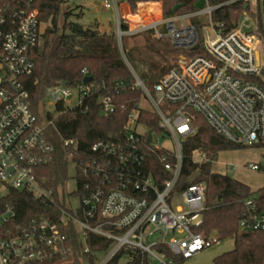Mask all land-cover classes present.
Returning a JSON list of instances; mask_svg holds the SVG:
<instances>
[{"label":"built area","instance_id":"1","mask_svg":"<svg viewBox=\"0 0 264 264\" xmlns=\"http://www.w3.org/2000/svg\"><path fill=\"white\" fill-rule=\"evenodd\" d=\"M244 1L251 3L253 12L243 13L226 30L212 19L218 5L207 0L185 14L165 16L160 7L159 17L133 27V21L122 13L121 2L101 0L106 10L116 11L118 47L142 94L129 114L123 142L97 141L92 145V157L70 164L77 183L70 194L74 206L60 198L63 185L56 193L41 184L40 170L55 155L46 133L52 121H44L32 110L22 81L35 67L32 52L40 42L39 10L30 0H0V264H64L76 253L66 246L69 225L75 228L80 251L88 252L91 235L111 241L98 264H107L119 253L121 259L128 258L130 251L146 254L151 264H174L158 249L161 245L173 256L188 259L220 242L217 234L200 231L206 182L196 181L199 176L183 188L178 186L183 144L195 132L193 111L233 143H264V86L251 79L264 81L258 49L264 42V8L258 10L264 0ZM144 33L156 40L167 39L181 50L177 63L152 84L138 76L123 48L125 36ZM82 73L84 78L90 76L86 68ZM98 88L92 80L71 85L59 82L46 89L45 98L55 107L62 103L74 110ZM73 89H78V101L70 106ZM97 100L101 113L113 112L110 97ZM142 111L157 115L160 132L139 121ZM166 141L175 142L176 151L166 147ZM64 144L77 143L67 139ZM159 149L169 176L161 184L159 176L146 169L149 156ZM191 158L196 163L209 161L198 149L192 150ZM11 191L28 192L47 201L52 211L40 218L20 219L15 205L8 201ZM239 228L264 230V197L245 199Z\"/></svg>","mask_w":264,"mask_h":264},{"label":"trees","instance_id":"2","mask_svg":"<svg viewBox=\"0 0 264 264\" xmlns=\"http://www.w3.org/2000/svg\"><path fill=\"white\" fill-rule=\"evenodd\" d=\"M30 1L38 8L41 22L40 42L32 52L35 67L32 74L22 80L29 92L32 110L41 117L40 105L46 89L62 81L70 85L83 83L84 68L88 69L92 81L99 85L95 95L87 98L82 106L72 110L59 103L55 107L56 114L46 115V120L52 121L46 133L55 148V155L54 159L40 170V175L43 177L41 184L44 188H53L57 193L58 188L64 186L69 179L70 164L94 155L92 145L95 142L102 140L123 142L129 114L139 100L142 90L135 87V79L121 55L114 29L102 30L96 20L93 27L83 28L81 31L74 30L73 26L76 22L71 20L72 17L81 19L84 14L83 11L74 13L67 5L68 0ZM202 1L122 0L121 3H128L132 11L142 3L133 19V24L138 25L159 17L160 4L156 3H162L163 14L169 16L174 13L193 12ZM207 1L210 5H218L212 13V19L216 23L223 24L226 30L232 29L243 13L252 11L249 1ZM261 5L258 10L264 8V1ZM123 8L124 14L127 15L126 5H123ZM44 24L46 27L42 30ZM150 41L149 37L148 43L152 45ZM167 48L172 53L181 52L170 44ZM134 69L137 70V66ZM164 71L163 68H158L156 76L149 84L154 83ZM251 79L264 86V81ZM99 96L111 98L114 105L113 112L108 115L101 113V106L97 103ZM192 114L195 132L183 144L184 159L178 189L192 182V176L200 171L201 175L196 181L206 182V205L202 212L200 231L206 235L215 233L220 241L230 237L235 240L233 250L215 257L213 262L214 264H264V230L245 232L240 231L239 228L245 199L253 195L264 197V187L253 191L248 184L211 170L212 163L216 161L221 151L243 145L233 143L218 134L200 113L193 111ZM139 121L153 131H161L158 117L153 112L142 111ZM67 139H73L77 144L67 146L64 144ZM194 149L205 153L209 161L194 162L191 158ZM161 154L163 150L159 149L150 155L147 160L149 168H146L159 176L160 184L169 177L160 161ZM76 176L82 187V176L79 173ZM8 201L15 205L20 219L40 218L49 210L52 211L47 201L35 198L28 192L11 191ZM66 234V246L75 249L76 253L68 256L64 264H98L111 246L110 240L91 235L87 240L88 252L80 251L75 228L69 225ZM158 249L172 258L174 264H181L184 260L173 256L163 245ZM121 257L122 253H119L107 264H121ZM128 259L124 264H151L148 256L140 251H130Z\"/></svg>","mask_w":264,"mask_h":264},{"label":"rangeland","instance_id":"3","mask_svg":"<svg viewBox=\"0 0 264 264\" xmlns=\"http://www.w3.org/2000/svg\"><path fill=\"white\" fill-rule=\"evenodd\" d=\"M118 1L122 2V0ZM140 4L142 3H139L136 9L131 11L132 16L129 18L130 21L135 19ZM156 4H160V7H162V3ZM67 5L70 6L74 13L83 11L84 15L81 19H77L76 17H72L71 19L80 24L83 28L93 27L94 21L96 20L100 23L101 27L106 30H115L117 27L116 11L114 9L106 10L102 6L101 0H68ZM134 25L135 24L132 23V27ZM45 27V24L42 25V30H44ZM149 37L151 38L150 42L152 45L148 43ZM169 42L170 41L167 39H153L149 33H144L140 36L124 37L123 48L126 52L127 58L133 68H136L137 66V70H134L145 83L149 84V82L153 80L158 68H163L165 70L163 74H165L174 64L177 63V58L180 52H170L167 48L168 44L171 45ZM258 49L261 51V62L264 66V42L259 45ZM77 94L78 89H73L72 95L68 99L70 106L77 103ZM142 105L147 106L144 103H142ZM48 113L56 114L55 104L44 96L40 105V114L44 121L46 120V115ZM163 144L176 151L175 142L166 141L163 142ZM253 164L257 165L259 168L256 170L252 169L250 166ZM211 170L213 172L226 174L230 177L236 178L248 184L253 191H257L261 187H264V143L221 151L218 154L216 161L212 163ZM74 176V166L70 165L69 179L64 186L59 189L60 198L66 205H74L76 203L70 195L77 188V183L73 178ZM177 203L181 204V200ZM234 246L235 240L233 237L221 240L218 244L203 249L188 259H184L181 264H214L213 260L215 257L233 250ZM127 261L128 258L124 257L120 260V263L124 264Z\"/></svg>","mask_w":264,"mask_h":264},{"label":"water","instance_id":"4","mask_svg":"<svg viewBox=\"0 0 264 264\" xmlns=\"http://www.w3.org/2000/svg\"><path fill=\"white\" fill-rule=\"evenodd\" d=\"M73 28H74V30H77V31H81V30H83V27L80 25V24H78V23H75L74 24V26H73ZM1 66V65H0ZM92 80V77L91 76H87V77H85L84 78V81L85 82H88V81H91ZM62 84H68L66 81H62ZM101 101H102V98L100 99V103H101ZM151 141V136H149L148 137V142H150ZM201 175V173H200V171H198V172H196L193 176H192V178H191V181H194L195 179H197L199 176Z\"/></svg>","mask_w":264,"mask_h":264},{"label":"crops","instance_id":"5","mask_svg":"<svg viewBox=\"0 0 264 264\" xmlns=\"http://www.w3.org/2000/svg\"><path fill=\"white\" fill-rule=\"evenodd\" d=\"M121 10H122V13L124 14L125 13V9L123 8V5H126V7H127V9H126V11H127V15H125V16H128V18H131V16L129 15V14H131L132 15V12H131V8H130V5L128 4V3H121ZM130 16V17H129ZM101 29L102 30H106V29H104V28H102L101 27ZM111 30V29H110Z\"/></svg>","mask_w":264,"mask_h":264}]
</instances>
